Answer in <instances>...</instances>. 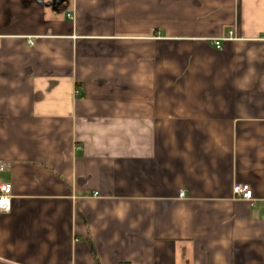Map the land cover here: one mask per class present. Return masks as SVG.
Instances as JSON below:
<instances>
[{
  "label": "crops",
  "instance_id": "obj_1",
  "mask_svg": "<svg viewBox=\"0 0 264 264\" xmlns=\"http://www.w3.org/2000/svg\"><path fill=\"white\" fill-rule=\"evenodd\" d=\"M0 158V264H264V0H0Z\"/></svg>",
  "mask_w": 264,
  "mask_h": 264
},
{
  "label": "built area",
  "instance_id": "obj_2",
  "mask_svg": "<svg viewBox=\"0 0 264 264\" xmlns=\"http://www.w3.org/2000/svg\"><path fill=\"white\" fill-rule=\"evenodd\" d=\"M72 17V15L70 14ZM216 45L221 47V41L217 40ZM8 164L0 158V174L5 172L8 168ZM233 193L236 197L245 200H253V190L248 184L237 183L234 185ZM181 195H184L183 193ZM13 186L11 182H8L0 177V212H8L12 206Z\"/></svg>",
  "mask_w": 264,
  "mask_h": 264
}]
</instances>
